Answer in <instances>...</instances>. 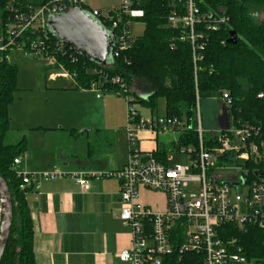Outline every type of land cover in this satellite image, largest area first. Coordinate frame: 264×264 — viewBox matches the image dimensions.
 <instances>
[{
    "label": "built area",
    "instance_id": "1",
    "mask_svg": "<svg viewBox=\"0 0 264 264\" xmlns=\"http://www.w3.org/2000/svg\"><path fill=\"white\" fill-rule=\"evenodd\" d=\"M87 0H44L37 6L9 13L0 28V62L10 63L9 52L22 50L33 56H42L47 69L53 70L49 80L67 79L77 88V74L70 71L58 57H66L70 64L77 62L76 52L54 41L47 30L49 17L78 8L95 19L109 33L115 43L111 58L117 59L133 46V23L143 18V11L135 9L142 0H119L115 11L102 13L89 9ZM171 1L167 27L180 32L179 41L187 43L192 51L193 64L201 60L197 53L203 50L204 33L218 31L229 23L228 17L218 12L200 10L203 0ZM143 24V23H142ZM73 52V53H71ZM99 75L102 71L98 72ZM103 75V74H102ZM103 78L114 87L111 93L126 103L125 133L127 161L125 166L112 173H65L53 167L39 173L16 172L21 191H38L43 181L69 178L80 191H87L93 179L113 178L121 183L119 219L130 232V247L122 250L118 261L122 264H183L182 256L191 253L201 257V264H250L242 256V248L232 238L223 241L219 229L231 226L240 232L247 227L264 229V125L240 124L227 114L230 99L223 92V129L213 132L220 147L206 149L202 143L204 131L197 113L198 148L180 151L187 155L186 165L167 166L155 158L154 151L140 148V134L148 132L155 137L174 131L185 132L184 121L167 116L145 119L136 107L138 99L130 86L120 77ZM104 83L93 82L87 89L96 99ZM83 90L82 88H79ZM110 93V92H109ZM256 99L263 101L264 92ZM227 159L219 165L221 159ZM20 159L13 161V168ZM237 168L238 176L227 181L216 170ZM236 184V187L224 183ZM161 193L166 199L164 211H154L139 202V190ZM177 259V260H176Z\"/></svg>",
    "mask_w": 264,
    "mask_h": 264
},
{
    "label": "trees",
    "instance_id": "2",
    "mask_svg": "<svg viewBox=\"0 0 264 264\" xmlns=\"http://www.w3.org/2000/svg\"><path fill=\"white\" fill-rule=\"evenodd\" d=\"M44 0H0V28L9 13L23 11L28 6L37 7ZM200 10H211L224 14L229 19L226 27L204 33L203 50L197 53L200 61L193 64L192 51L185 42L179 41L180 32L167 27V17L172 9L171 1L142 0L135 9L143 11L140 22L144 31L132 48L117 59L111 58V65L98 66L76 53L77 62L70 64L66 57H58L66 67L77 74V85L87 90L93 82L104 83V91L112 92L114 87L103 78L118 76L129 86L142 81L150 89L146 99L137 104L154 111L157 101L162 99L165 116L184 121L187 131L175 144V149L198 148L197 113L203 127L210 119H203V110L210 115L212 103L225 92L231 106L230 117L240 124L264 125V103L256 99L264 92V24L257 20L264 11V0H203ZM8 5H11L9 12ZM230 32L237 35L235 45L227 44ZM50 35V33H49ZM51 36V35H50ZM54 41L56 39L51 36ZM73 53V52H71ZM99 71L102 73L99 75ZM103 74V75H102ZM17 82V67L0 62V176L6 182L13 203V222L7 245L0 264H36L33 254V223L24 193L19 189L13 161L25 151V141L17 145H5L4 137L9 129L8 109L13 102ZM211 118V116H210ZM206 123V125H205ZM212 135V134H211ZM204 148L220 147L216 137H202ZM164 152L156 154L161 161ZM228 162L223 158L219 165ZM223 241L236 239L242 248V256L250 264H264V229L247 227L240 232L231 226L219 229ZM177 260V259H176ZM183 264H201V257L187 253L182 256Z\"/></svg>",
    "mask_w": 264,
    "mask_h": 264
},
{
    "label": "crops",
    "instance_id": "3",
    "mask_svg": "<svg viewBox=\"0 0 264 264\" xmlns=\"http://www.w3.org/2000/svg\"><path fill=\"white\" fill-rule=\"evenodd\" d=\"M47 82L52 86L49 91L59 94L66 106L52 112L47 120L52 126L40 124L25 129L36 133L25 143V151L18 157L20 162L14 170L26 173L44 172L53 167L65 173L121 170L127 158L119 155L118 141L119 135L123 136L126 111L124 115L114 113L106 107L108 100L96 99L92 92L80 90L67 79L52 81L47 77ZM131 87L136 98L149 96L147 91H141L147 89L145 83L134 81ZM208 105L210 124L203 127L200 123V126L204 133L213 134L223 129V103L218 99ZM163 106V115H158L155 108L148 109L147 117H142L165 116ZM181 134L180 131L168 133L161 136L165 139L161 142L160 136L142 132L140 148L154 151L155 155L163 151L160 162L171 166L175 157H187L180 153L182 149H175ZM120 190V181L113 178L93 179L84 192L69 178L43 181L38 191L27 190L24 198L33 223L36 264H122L117 255L130 247V232L119 219ZM139 202L154 211L166 208L163 194L144 189L139 190Z\"/></svg>",
    "mask_w": 264,
    "mask_h": 264
},
{
    "label": "rangeland",
    "instance_id": "4",
    "mask_svg": "<svg viewBox=\"0 0 264 264\" xmlns=\"http://www.w3.org/2000/svg\"><path fill=\"white\" fill-rule=\"evenodd\" d=\"M32 2L33 0H27ZM86 6L89 9H97L102 13L115 11L119 6V0H87ZM9 12L13 10L11 5H8ZM257 20L264 24V11L258 13ZM132 35L134 40L140 38L144 31V25L137 21L132 25ZM9 61L12 65L17 67V82H16V92L13 95V102L8 109L9 118V129L4 137L5 145H17L22 140L25 139V143H29V137L36 132H29L26 128H32V126H52L49 121H47L52 115V112L58 109H63L66 106V101L60 97L59 94L55 92H50L52 88L47 82V77L53 70L47 69L45 66V59L42 56H33L30 53H26L22 50H12L9 52ZM137 83H144L142 81H137ZM51 86V88H50ZM132 84L130 85V91L132 92ZM87 92L89 90H86ZM142 92L147 91L149 93L150 89L147 87L141 89ZM91 92V91H89ZM94 94V93H93ZM102 99L104 101L108 100V107L112 109L114 113L125 114L126 103L122 97H117L113 93H101ZM95 95V94H94ZM164 101L162 99L157 101V113L158 115H163L164 112ZM104 107V106H103ZM141 117H147L149 110L148 108L139 106L136 107ZM202 120L207 118L210 119L208 111L203 110V104L201 106ZM117 116V115H116ZM124 119V129H125V117ZM50 124V125H49ZM123 129V136L119 135V155H123L127 158V140L126 133ZM163 136V135H161ZM160 136V141L162 142L163 137ZM204 138L208 139L213 137L209 132L204 133ZM34 137V136H31ZM38 137V136H37ZM216 137H219L217 135ZM166 139H173L168 137ZM37 142V141H36ZM179 164L186 165L187 157H175L174 161L170 164L171 166ZM217 175L221 176L227 181L230 176H238L239 170L237 168H224L215 171Z\"/></svg>",
    "mask_w": 264,
    "mask_h": 264
},
{
    "label": "water",
    "instance_id": "5",
    "mask_svg": "<svg viewBox=\"0 0 264 264\" xmlns=\"http://www.w3.org/2000/svg\"><path fill=\"white\" fill-rule=\"evenodd\" d=\"M47 30L58 42L64 44L85 60L98 66L111 65L114 34L107 32L97 20L78 8L49 17ZM237 35L230 32L227 44L235 45ZM227 186L236 184L225 182ZM13 222V203L9 188L0 176V262L7 245Z\"/></svg>",
    "mask_w": 264,
    "mask_h": 264
}]
</instances>
